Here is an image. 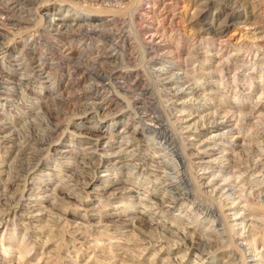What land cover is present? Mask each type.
Listing matches in <instances>:
<instances>
[{
	"label": "rangeland",
	"instance_id": "obj_1",
	"mask_svg": "<svg viewBox=\"0 0 264 264\" xmlns=\"http://www.w3.org/2000/svg\"><path fill=\"white\" fill-rule=\"evenodd\" d=\"M162 1L145 24L155 0H0V264H264L263 67L236 46V61L209 58L217 29L234 45L243 12L206 0L189 36L188 0ZM180 89L194 94L177 101ZM194 140L207 141L211 188Z\"/></svg>",
	"mask_w": 264,
	"mask_h": 264
},
{
	"label": "bare ground",
	"instance_id": "obj_2",
	"mask_svg": "<svg viewBox=\"0 0 264 264\" xmlns=\"http://www.w3.org/2000/svg\"><path fill=\"white\" fill-rule=\"evenodd\" d=\"M210 1V0H209ZM224 1H227V2H233L232 3V5L230 4V3H228L226 6L227 7H229V8H231V10H233V11H235V9H238L239 11H242L243 13H242V15H244V17L243 18H241L240 20H242L243 21V25H242V27H237L236 28V30H235V32H234V34H232V40L234 41L235 40V43H234V45H232L231 43H228L227 41H224V40H222V36L225 34V32H226V30H225V28L224 29H222V27L221 28H219V29H217L216 31H215V34H216V37H218V40H219V44L217 43V45H214L216 48H212L213 49V51H214V54L212 55L213 57H209V58H211V62H217V61H219V63L221 62V60L223 61L224 60V62L226 61V62H232V61H236V59H235V57H234V53H233V51H235V47H232V46H236V47H238L239 49L240 48H242V50L243 49H245V50H250V51H256L255 53H254V58H252L251 57V54L252 53H249L250 55H248L247 57H245L244 58V60H242V61H240V62H242V63H244V64H246V65H252V63L253 64H259L261 67H263L262 69H261V72H262V74H264V48L261 46V45H259V44H257V42L256 41H258L261 37L260 36H258L257 35V33H258V31H259V25H258V22H254L253 20H260L259 19V17L261 16L260 15V13L258 12L259 11V7L262 5L258 0H224ZM207 4H208V1L206 2V0H188V8H186V13H185V15H184V23H185V27L187 28V29H190V32L188 33L189 34V36L191 35V34H193V35H195L193 32H192V30L194 29V28H196L197 26L199 27V26H201V24L204 22L203 21V19H204V14H205V9H206V7H208L207 6ZM163 5V1L162 0H155V2H154V4L152 5V6H149V7H145V6H141V12H142V14H141V21L143 22V23H145L146 24V22H147V20H148V17H149V15H151V16H156L157 14H158V11H159V8L161 7ZM264 5V4H263ZM187 6V5H186ZM164 8V7H163ZM228 16V15H227ZM229 17L230 16H228L227 17V19L224 21L225 22V24L228 22V20H229V22L230 23H233L235 20H234V18H232V19H229ZM89 19V18H88ZM205 20V19H204ZM253 21V22H252ZM148 23V22H147ZM142 24V23H141ZM236 24V23H235ZM237 24H240V23H237ZM230 25H234V24H230ZM240 25V26H241ZM140 26V25H139ZM145 26V25H144ZM146 27V26H145ZM150 27V26H149ZM262 27V26H261ZM147 29V28H146ZM199 29V28H198ZM201 29V28H200ZM200 32V31H199ZM208 35V34H207ZM145 40H144V44L145 43H148V44H152L153 45V43L154 42H156L158 39H159V37H158V35L156 34V31L154 32V34H153V32L152 31H149V30H147V32L145 33ZM195 37V36H194ZM191 38H193V36L191 37ZM253 39V40H252ZM203 40V39H202ZM199 41H201V39L199 40ZM204 42V41H203ZM259 42V41H258ZM151 46V45H150ZM152 49L153 50H158V47H152ZM153 50H151L150 52L152 53V51ZM238 50V49H237ZM147 51V50H146ZM156 52V51H155ZM147 53V52H146ZM233 53V54H232ZM240 54V53H239ZM147 55H152V54H147ZM259 56H260V58H259ZM151 57V56H150ZM257 58V59H256ZM261 58H263V59H261ZM152 59V58H151ZM250 60H252L253 62L251 63V61ZM208 62H209V60H208ZM224 62H222V63H224ZM225 62V63H226ZM217 64H218V62H217ZM235 64V63H234ZM243 64V65H244ZM243 65H241V67L243 66ZM253 66V65H252ZM244 67V66H243ZM211 68V67H210ZM241 69V68H240ZM163 73V72H162ZM259 73V72H258ZM261 74V75H262ZM262 77V76H261ZM260 77V78H261ZM165 78V77H164ZM234 79H236L237 78V76L236 77H233ZM262 79V78H261ZM167 81V80H166ZM173 82V81H172ZM169 88V87H168ZM169 90V89H168ZM181 90V89H180ZM183 90V89H182ZM182 90L181 91H179V90H177V91H179V92H181L182 94H180L181 96H178L177 95V97H176V94L175 95H173L172 97L175 99V100H177V101H179V100H181L180 98L181 97H183V95L185 94V97H188V96H190V95H193L194 94V90L192 91V89L190 90L191 92H182ZM185 90V89H184ZM184 93V94H183ZM171 94V93H170ZM178 94V93H177ZM184 98V97H183ZM185 99V98H184ZM235 99H236V97H235ZM184 101V100H183ZM104 103V102H103ZM167 109V108H166ZM176 109V108H175ZM257 109H258V107H257ZM260 109H262V108H259V110ZM204 110H206L205 109V107H204V109H203V111ZM210 110V109H209ZM208 111V110H207ZM182 112V111H181ZM183 113H185V112H183ZM211 113V112H210ZM185 114H187V113H185ZM184 114V115H185ZM234 114V113H233ZM178 115V114H177ZM188 115V114H187ZM200 115V114H199ZM207 115H208V113H207ZM227 115V114H226ZM178 116H180V115H178ZM195 116H196V114H195ZM204 117V116H203ZM259 117V116H258ZM188 119H186V120H184L183 121V124L185 125V127L184 128H186V130L187 129H190L191 127H193V125H195V117H194V114H191V115H189L188 117H187ZM197 118V117H196ZM261 118V117H260ZM201 119H202V117H201ZM209 122V121H208ZM197 123V122H196ZM214 123V122H213ZM180 124H182V123H180ZM147 125V124H146ZM206 125H208V124H206ZM210 125V124H209ZM225 126V125H224ZM156 127V126H155ZM154 126H150L149 125V132L147 133L148 135V137H147V139H148V141H151V142H153V138H154V135H155V133H156V131H158L157 130V128H155ZM195 127V126H194ZM209 129H210V127H209ZM213 129L214 130H212L211 131V133H214L215 135L213 136H210V138L209 139H211V138H214V139H216V138H218V137H221V135H222V133H221V131L223 130V127H221V125H217L216 124V126H214L213 127ZM182 130H183V128H182ZM188 132V131H187ZM227 133V132H226ZM157 134V133H156ZM210 134V133H209ZM191 136H195V135H191ZM196 137V136H195ZM190 141V140H189ZM190 143V142H189ZM197 143H199V144H197ZM158 144V143H157ZM191 144V143H190ZM189 144V145H190ZM156 145V144H155ZM161 145V144H160ZM162 146V145H161ZM191 146V145H190ZM164 147V146H163ZM193 147H194V150H195V152H196V154L199 156V158H198V160H199V163H198V167L200 168V170L201 171H203V173L201 174V176L199 177L198 176V178H199V182H200V184H201V186L204 184L203 182L204 181H206V186L208 187V188H211V187H213L212 185V183H211V180L209 179V177H210V175H206L207 173V171L209 172V170H210V173L212 172V175H213V168H212V166H211V159L209 160V158H208V156H207V152H208V145H207V141H195L194 140V142H193ZM166 151H167V149L166 148H164ZM193 151V150H192ZM193 154V153H192ZM196 155V156H197ZM194 156V155H193ZM172 158H173V155H172ZM218 159V158H217ZM220 159V158H219ZM170 160H172V159H170ZM222 160V159H221ZM218 161V160H217ZM172 163H173V165H174V170H178L177 168H179L178 167V165L174 162V160H172ZM116 164V163H115ZM137 170V169H136ZM135 171V170H134ZM174 172V171H173ZM180 173V172H179ZM178 174V173H177ZM219 175V174H218ZM177 176V175H176ZM176 176L174 177L175 179H173V180H176V179H178V178H176ZM180 180V178L178 179V181ZM215 180V179H214ZM236 181V180H235ZM88 183V182H87ZM178 183V182H177ZM203 187H205V186H203ZM202 187V188H203ZM107 189H110V187H108ZM250 190V189H249ZM227 192H228V194H227V196H225L226 198H227V200L229 199V200H232L233 201V203L232 204H226V205H229V206H231V211L233 212H235L234 213V216H236L238 219H240V223H237L236 224V226H240V225H243V224H245L244 222H245V216H243V214H241L239 211H243V209H241L242 207L240 206L241 204H242V197H240V196H235V194L231 191V190H227ZM167 194V193H166ZM174 198V197H173ZM178 200V199H177ZM175 202V201H174ZM226 202V201H225ZM228 202V201H227ZM170 204V203H169ZM176 204V203H175ZM171 207V206H170ZM173 207H176V205H174ZM191 207H193V206H191ZM241 207V208H240ZM245 209V208H244ZM198 210V209H197ZM199 211V210H198ZM197 211V212H198ZM192 212V211H191ZM10 213V212H9ZM203 213V212H202ZM205 213V212H204ZM195 214H196V212H195ZM199 214V213H198ZM14 215V214H13ZM15 215H17V214H15ZM191 215V214H190ZM189 215V216H190ZM203 215V214H202ZM198 216V215H197ZM7 217V218H6ZM5 218H1L0 219V228L2 227V226H4L5 228H6V226L9 224L8 222H10L9 220V218L11 217V215H7ZM9 217V218H8ZM193 217V216H192ZM200 218H201V215L199 216ZM245 217V218H244ZM13 218H14V216H13ZM205 219V218H204ZM235 219V218H234ZM201 220V219H200ZM11 221H12V219H11ZM199 221V220H198ZM236 221H239V220H236ZM13 222H14V220H13ZM13 222H11V223H13ZM214 222V221H213ZM12 225V224H11ZM245 228H247V227H245ZM244 228V229H245ZM154 230V229H153ZM187 230V229H186ZM191 230V229H190ZM247 230V229H246ZM194 233H195V231H194ZM247 233V232H246ZM189 234V233H188ZM206 235V234H205ZM193 236V235H192ZM177 237V236H176ZM249 237V236H248ZM175 238V237H174ZM241 238V237H240ZM193 239H194V237H193ZM196 239V238H195ZM170 240H172V239H170ZM174 240V239H173ZM249 240V239H248ZM252 240H254L253 239V236H252ZM263 240V239H262ZM246 241V240H245ZM256 240H254V242H255ZM176 242V241H175ZM188 242V241H187ZM189 242H190V240H189ZM192 242V241H191ZM248 242V241H247ZM173 243V242H172ZM178 242H176V243H174V244H177ZM194 243V242H193ZM145 244V243H144ZM195 244V243H194ZM249 244V246L250 247H254V245H253V242L250 244V242L248 243ZM185 245H187V244H183V245H175L176 247H179V248H177V251L174 253L175 255H177V259H181L182 258V260L184 261H186V259H187V257L189 256V254L190 255H192V254H194V252H193V246H190V245H187L186 247H184ZM252 245V246H251ZM139 246H141V245H139ZM184 247V248H183ZM143 248H145V247H143ZM146 248H148V247H146ZM141 249V248H140ZM149 250V249H148ZM248 250V249H247ZM44 251V250H43ZM150 251H152V250H150ZM154 251V250H153ZM144 252V251H143ZM26 253V252H25ZM153 253H155V252H152V254ZM155 255V254H154ZM196 255V257L197 256H200V254L199 255H197V254H195ZM24 257V256H23ZM20 258V257H19ZM25 258V257H24ZM174 258V257H173ZM153 259V258H152ZM20 260V259H19ZM179 261H181V260H179ZM22 262V261H21ZM179 263V262H178ZM20 264V263H19ZM156 264V263H155ZM190 264V263H189Z\"/></svg>",
	"mask_w": 264,
	"mask_h": 264
}]
</instances>
